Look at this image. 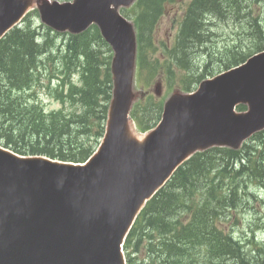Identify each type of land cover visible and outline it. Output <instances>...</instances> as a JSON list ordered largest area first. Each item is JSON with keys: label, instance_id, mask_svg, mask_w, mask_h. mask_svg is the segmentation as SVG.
<instances>
[{"label": "water", "instance_id": "95a60500", "mask_svg": "<svg viewBox=\"0 0 264 264\" xmlns=\"http://www.w3.org/2000/svg\"><path fill=\"white\" fill-rule=\"evenodd\" d=\"M112 2L117 4L115 0H77L74 6L82 18L99 23L116 51V97L104 145L87 165L60 167L51 174L48 162L0 155V161L35 174L0 198V264H123L122 236L157 182L193 149L212 144L235 147L264 127L261 53L204 81L195 94L171 98L161 126L142 142L132 138L124 112L133 40L115 7L110 8ZM4 4L2 16L14 6L20 8L22 2ZM65 21L70 18L62 15L58 23ZM239 102L248 104L247 113H234Z\"/></svg>", "mask_w": 264, "mask_h": 264}, {"label": "trees", "instance_id": "16d2710c", "mask_svg": "<svg viewBox=\"0 0 264 264\" xmlns=\"http://www.w3.org/2000/svg\"><path fill=\"white\" fill-rule=\"evenodd\" d=\"M242 1L245 0H192L183 17L177 50L184 52L182 48L185 49L188 42L201 39L204 30L200 32V26L205 23L208 13L224 10L228 3H235V8H239ZM151 6L152 0L139 1L138 17L142 28L148 26L146 21ZM249 24L252 46L235 45V53L228 55L230 60L224 64L225 68L243 61L246 53L264 48V27L255 18ZM28 33L29 30H16L0 44V117L3 119L0 130H4L3 135L9 143L20 148L21 143H25L26 149L32 152L36 150L73 160L83 159L92 148L84 142L78 145L77 136L83 134L80 131L91 128V118H95L102 130L110 91L107 66L101 72L96 51L87 41L90 35L72 37L69 41L71 50L73 54L81 52L87 60L90 76L88 84L72 98L80 110L60 113L55 120L49 118L52 113L44 118L40 107L28 110L21 98L13 95V91L27 86L36 56V45ZM91 36L99 41L96 33ZM181 59L190 62L186 55ZM5 122L8 129L3 127ZM257 138L259 140L255 144L247 146L241 153L227 148L197 153L174 173L166 186L148 202L130 232L128 243L134 248L142 243L143 234L149 238L146 257L138 264H187L188 255L195 254L188 252L189 238L200 240L201 237L211 251L206 252L203 264H232L233 258L238 261L235 264H261L257 257L241 252L236 243L234 248L231 238L222 235L215 224L222 214L237 206L236 185L242 182L240 178L263 180L264 131ZM236 162H240L238 169ZM180 216L190 219L183 224ZM154 236L158 237L157 243Z\"/></svg>", "mask_w": 264, "mask_h": 264}, {"label": "rangeland", "instance_id": "374dc122", "mask_svg": "<svg viewBox=\"0 0 264 264\" xmlns=\"http://www.w3.org/2000/svg\"><path fill=\"white\" fill-rule=\"evenodd\" d=\"M34 1V0H33ZM61 2L69 1V0H58ZM189 0H172L170 2L165 3L164 11H162L157 18L156 24L153 26V39H154V48L156 50V55L159 58L158 61V69L156 72L149 74L147 70H140L138 63L136 64V69L133 76V90L132 97L133 103L137 101H143L145 98L154 100H164L169 95H172L174 92H182L179 86L178 79L181 75L190 74L191 72L198 73L204 70L203 65L205 62H209L211 59L209 55L213 56L212 61L208 64L207 70L203 71L202 77H207L208 74H213L218 70L222 69L225 66L230 58L226 57L230 53H235V43L239 40L243 44L250 45L252 43L251 36H246L241 32V26L244 25L242 23L240 25V21L235 18V15L224 14L225 10L219 9L217 12L207 14L205 16L206 20L210 22L209 28L205 29L204 25L200 26V32H202L201 39L196 40L195 42H188L187 47L182 48L181 53H178L177 56L182 57L184 55L188 56L189 60H192L191 68L189 70L180 71L174 65L173 77L174 81H171L170 85L166 79V76H169L170 73L168 71H162L161 63L163 62L164 55H162L163 50L165 48H169L174 39L175 34L181 19V15L185 5ZM241 1V0H240ZM242 4L244 1L241 2ZM254 14L256 15H264V0H259L257 2L251 3ZM225 8V7H224ZM223 8V9H224ZM131 20V18H129ZM33 24L40 25L39 17L37 14V18L33 17ZM45 31V29H44ZM210 33L207 41H203L202 36H206V33ZM53 35V34H51ZM63 35L58 36L53 40L55 46H58L63 41ZM56 52L59 50L56 48ZM149 57H152V53L148 54ZM59 56V55H58ZM56 62H48L47 65L58 72L61 69V61L60 58H57ZM226 59V60H225ZM223 60V63H221ZM196 69V70H195ZM197 74V73H196ZM77 79V76L74 77ZM194 79V78H193ZM161 81L162 83V91L160 95H155L154 93V83L156 81ZM195 86V85H194ZM193 86V87H194ZM38 94L43 101L45 106L48 108H56L59 106L57 102H53L50 98L44 95V90L42 88L38 89ZM152 106H149L151 109ZM149 118V117H148ZM147 118V119H148ZM99 130L98 127H95L91 130V134L97 137L95 132ZM140 136L139 133H136ZM83 140L88 142H93V137L86 135L81 137ZM89 138V139H88ZM237 192L240 199L239 205L235 206V218L239 219L238 224L231 231L234 236L240 238L242 241L245 239V233L248 235L249 229L248 226L251 224L253 227L255 224L259 223V218H264V197L259 195L256 197L254 195L255 190L252 187L247 186L244 182H240L237 185ZM252 192V194H250ZM263 220V219H260ZM181 221L185 222V220L181 216ZM221 221H224L223 219ZM226 230L229 229V225L225 226ZM264 242V229L262 228L256 234L254 244L250 245V248H258Z\"/></svg>", "mask_w": 264, "mask_h": 264}]
</instances>
